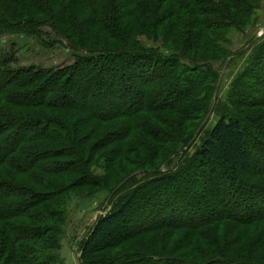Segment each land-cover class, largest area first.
I'll return each instance as SVG.
<instances>
[{
  "label": "trees",
  "instance_id": "1",
  "mask_svg": "<svg viewBox=\"0 0 264 264\" xmlns=\"http://www.w3.org/2000/svg\"><path fill=\"white\" fill-rule=\"evenodd\" d=\"M263 4L0 0V38L73 56H0V264H65L69 201L99 194L80 264H264V26L233 46ZM229 58L245 62L214 103Z\"/></svg>",
  "mask_w": 264,
  "mask_h": 264
},
{
  "label": "rangeland",
  "instance_id": "2",
  "mask_svg": "<svg viewBox=\"0 0 264 264\" xmlns=\"http://www.w3.org/2000/svg\"><path fill=\"white\" fill-rule=\"evenodd\" d=\"M257 15V25L249 29L245 36L235 38L234 49L244 47L251 39L253 41L257 35L262 36L264 4ZM45 32L49 31L45 30ZM141 42L145 47H158V45L145 39H141ZM250 47L251 45L249 44L247 48ZM0 56L12 58L14 61H12L11 67L14 69L34 66L42 71H50L64 68L73 62L72 54L60 45L45 47L38 41L16 35H6L0 38ZM244 62L245 58L235 59L229 68H226L218 88V100L222 101L225 99L231 81L240 71ZM216 119L217 116H211L205 124V128L212 127ZM106 201L107 194H99L87 200H81L76 195H72L68 204V217L60 250V255L65 264H80L81 246L89 237L98 219L109 210ZM137 224H139L138 221L134 223V225Z\"/></svg>",
  "mask_w": 264,
  "mask_h": 264
},
{
  "label": "water",
  "instance_id": "3",
  "mask_svg": "<svg viewBox=\"0 0 264 264\" xmlns=\"http://www.w3.org/2000/svg\"><path fill=\"white\" fill-rule=\"evenodd\" d=\"M262 30H263V29H262ZM258 37H260V35H257V36L253 39V41L250 43V45H252V44L258 39ZM244 49H245V48H244ZM229 61H230V58L226 60L225 64H224L223 67H222V70H221V72H220L219 80H218L217 87H216L215 97H214V103H215V100H216V95H217V92H218V88H219L220 82H221V80H222V76H223L224 72L226 71V68H227V66H228V64H229ZM213 107H214V104H213L212 108L210 109L209 113L207 114L206 118L204 119L203 123L201 124L200 128L198 129V131H197V133H196L194 139H196V138L198 137V135L200 134L201 130L204 128L205 124L207 123V121H208L209 118L211 117V115H212V111H213ZM162 172H163V170L161 169V170H159L157 173L160 174V173H162ZM133 176H134V175H133ZM133 176H131V177H129L128 179H126L125 181H123V183H122L121 185H119V186L116 188V190H118L123 184H125V183H126L128 180H130ZM116 190H115V191H116ZM79 259H80V257H79Z\"/></svg>",
  "mask_w": 264,
  "mask_h": 264
}]
</instances>
